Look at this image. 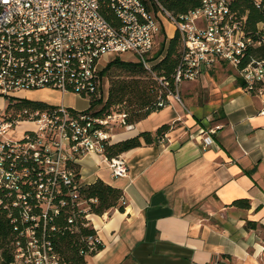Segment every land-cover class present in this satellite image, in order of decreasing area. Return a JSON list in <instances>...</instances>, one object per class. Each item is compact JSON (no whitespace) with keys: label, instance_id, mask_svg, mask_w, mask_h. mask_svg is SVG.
Returning <instances> with one entry per match:
<instances>
[{"label":"built area","instance_id":"2783aa9c","mask_svg":"<svg viewBox=\"0 0 264 264\" xmlns=\"http://www.w3.org/2000/svg\"><path fill=\"white\" fill-rule=\"evenodd\" d=\"M103 1L115 13V22L101 13ZM230 1L201 0L199 6L174 14L158 0L155 13L144 0H0V94L50 87L87 97L96 90L101 62L123 52L135 56L167 98L180 100L179 83L196 78L203 68L220 60L236 68L251 89L254 83L264 82V58L243 64L252 39L244 34ZM262 2L254 0L257 6ZM163 21L173 27L181 42L174 90L153 68L162 57L152 54ZM164 104L159 99L158 105ZM20 120L31 121L35 127L25 130L18 140L3 137ZM133 123L125 111L116 108L104 116L65 105L25 107L15 114L0 110V191L9 201L0 197V205L15 207L24 225L15 241V257H21L23 264H59L45 225L65 203L59 197L61 185L72 187L69 194L76 196L73 188L78 182L70 163L87 152L105 155L104 145L111 142L113 133L133 129ZM205 138L206 143L213 142L210 135ZM106 160L112 175H125L121 154L106 156ZM85 239L89 246L100 242L96 232Z\"/></svg>","mask_w":264,"mask_h":264},{"label":"crops","instance_id":"0c3cea01","mask_svg":"<svg viewBox=\"0 0 264 264\" xmlns=\"http://www.w3.org/2000/svg\"><path fill=\"white\" fill-rule=\"evenodd\" d=\"M162 24L171 37L173 27ZM237 75L220 60L182 80L180 100L169 96L133 129L115 131L111 142L145 130L155 135L120 153L125 175H112L98 152L73 160L79 184L100 178L121 188L125 200L123 211L86 214L102 248L84 264H264V89L245 90ZM11 95L76 110L89 105L86 97L50 87ZM162 124L168 128L156 135ZM243 198L249 206L233 204ZM247 220L255 226L246 227Z\"/></svg>","mask_w":264,"mask_h":264},{"label":"trees","instance_id":"16d2710c","mask_svg":"<svg viewBox=\"0 0 264 264\" xmlns=\"http://www.w3.org/2000/svg\"><path fill=\"white\" fill-rule=\"evenodd\" d=\"M166 9L174 14L184 13L200 5L201 0H158ZM147 8L156 12L155 0H144ZM230 9L236 17L242 20L244 34L252 39L247 46L243 64L251 58H264V29H259L258 24L264 23V2L260 6L255 5L254 0H231ZM101 13L111 22H115V13L107 1L101 3ZM159 35L161 40L152 57H162L153 64L157 75L163 76L169 81V88L174 90L173 73L178 62L180 52V38L177 32L171 37L166 36V31L161 24ZM259 41L260 43H257ZM108 75V86L105 96H102V80ZM237 83L245 90L256 93L259 88L264 89V82H256L251 89L247 83L237 75ZM6 97V113L15 114L25 107L44 108L49 107L42 101L15 97ZM86 98L88 107L83 110L93 116H104L116 108L127 113V120L135 122L145 117L153 110L160 108L159 99L168 100L166 91L158 84L137 60H126L120 55L110 58L98 72L96 90ZM168 128L167 124L159 126L155 134L159 135ZM155 135L150 131H141L137 135L106 143L104 154L107 157L118 155L130 148L139 146L142 140L151 142ZM74 168V178L78 185L73 188L76 196L71 198L69 191L72 187L61 185L59 197L65 200L64 205L59 206L58 213L49 220L45 227L51 240L59 264H84L87 258L102 248L101 242L89 246L85 237L94 234L96 230L85 216L87 213L102 214L111 209L124 210L125 200L121 188L115 187L98 178L91 183L79 184L78 165L70 163ZM27 189V186L24 187ZM0 197L4 202H9L2 191ZM233 204L242 207L249 206L247 199H237ZM11 206V204L9 203ZM86 208V209H84ZM17 210L0 205V264H10L15 259V241L20 228L24 225L17 217ZM71 216V219H69ZM15 218V219H14ZM41 223V221H40ZM25 225L28 222L24 223ZM15 226H17L15 228ZM246 227H254L255 222L247 220ZM52 227V228H51Z\"/></svg>","mask_w":264,"mask_h":264},{"label":"rangeland","instance_id":"374dc122","mask_svg":"<svg viewBox=\"0 0 264 264\" xmlns=\"http://www.w3.org/2000/svg\"><path fill=\"white\" fill-rule=\"evenodd\" d=\"M165 26H166V30L169 32L170 31L169 25L166 24ZM160 40H161V36L157 35L154 51L158 48ZM120 56L121 58L126 59V60H136L134 55L127 53V52L121 53ZM106 62L107 61H102L101 64L105 65ZM107 86H108V75L105 76L102 80V85H101L102 96L106 95ZM5 101H6L5 95L0 94V109H3ZM34 127H35V124L33 122L20 120L17 123H14L10 128H8L5 131L3 137L11 139V140H18L23 137V133L25 130H30V129H33ZM23 263H24L23 259L19 256H16L13 264H23Z\"/></svg>","mask_w":264,"mask_h":264}]
</instances>
